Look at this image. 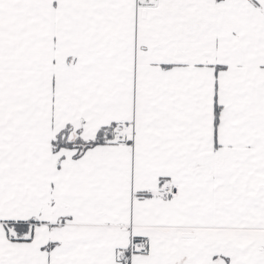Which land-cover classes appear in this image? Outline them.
I'll list each match as a JSON object with an SVG mask.
<instances>
[{
  "label": "snow or ice",
  "instance_id": "6c2138e0",
  "mask_svg": "<svg viewBox=\"0 0 264 264\" xmlns=\"http://www.w3.org/2000/svg\"><path fill=\"white\" fill-rule=\"evenodd\" d=\"M0 264H264V0H0Z\"/></svg>",
  "mask_w": 264,
  "mask_h": 264
}]
</instances>
